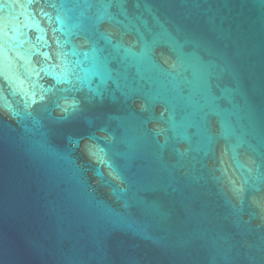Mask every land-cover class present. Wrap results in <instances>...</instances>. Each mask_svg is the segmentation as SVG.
Here are the masks:
<instances>
[{"label": "water", "instance_id": "obj_1", "mask_svg": "<svg viewBox=\"0 0 264 264\" xmlns=\"http://www.w3.org/2000/svg\"><path fill=\"white\" fill-rule=\"evenodd\" d=\"M0 264H264V0H0Z\"/></svg>", "mask_w": 264, "mask_h": 264}]
</instances>
